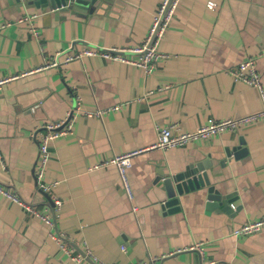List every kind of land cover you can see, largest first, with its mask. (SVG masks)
Masks as SVG:
<instances>
[{"label": "crops", "instance_id": "obj_1", "mask_svg": "<svg viewBox=\"0 0 264 264\" xmlns=\"http://www.w3.org/2000/svg\"><path fill=\"white\" fill-rule=\"evenodd\" d=\"M161 3L102 0L91 15L59 17L0 0V80L20 77L0 92V186L46 212L49 197L35 179L34 133L79 105L89 112L110 110L102 118L77 116L74 133L52 145L47 182H59L55 194L62 203L53 228L0 193V264H93L72 261L53 232L76 253L88 247L109 264L162 256L161 264H264V228L245 238L234 235L264 218V125L156 148L159 130L170 125L193 132L264 109L258 91L230 73L255 59L264 83V0H183L160 43L168 58L152 73L102 58L40 71L59 53L143 45ZM31 14L39 15L34 32L19 23ZM240 148L248 152L235 156ZM138 151L128 171L131 199L118 167L100 166ZM204 160L213 167L212 184L234 198L232 210L209 209L204 190L182 197L180 212L164 209L160 175ZM197 246L202 250H191Z\"/></svg>", "mask_w": 264, "mask_h": 264}, {"label": "built area", "instance_id": "obj_2", "mask_svg": "<svg viewBox=\"0 0 264 264\" xmlns=\"http://www.w3.org/2000/svg\"><path fill=\"white\" fill-rule=\"evenodd\" d=\"M183 0H162L159 11L153 19L152 26L146 36L144 44L139 47L131 48H89L86 47L84 50L78 53H59L50 63H48L41 70L56 68L62 64H69L75 60H84L85 58H102L105 60L115 61L119 63H124L127 65H132L139 67L147 73H152L155 71L157 65L161 62L167 60L168 56L161 53L159 50L160 43L169 31L175 17L177 10L180 7ZM209 8L214 9L215 4L209 3ZM39 15L31 14L25 16L19 23H27L30 29L34 32V23ZM137 54L141 56L139 59H133L129 55ZM61 57H64L63 62ZM231 76L235 82L244 83L254 89H256L264 104V83L262 81V76L258 71L256 60L248 59L241 63L236 69L232 70ZM19 76L8 77L0 80V92L3 87L16 79ZM110 110H97L94 112L83 111L79 105L76 111L70 113V115L62 120L53 123H48L43 126L39 131L34 133V138L37 139L39 145V156L35 166V179L37 183L38 190L49 197V203L47 204L46 212H42L37 207L32 204L24 202L18 195L14 194L11 190H8L0 186V193L6 196L10 201L23 207L24 210L40 218L46 225L53 228L56 223L55 214L61 208V200L56 196L55 190L59 185V182L48 183L47 182V167L51 160V148L52 145L59 139L70 136L74 133L75 121L77 116L85 115L86 117H99L102 118L103 115ZM261 123L264 125V109L260 113H256L246 117H240L235 119H227L223 121H217L210 125L200 127L193 132H182L177 125H170L168 127L162 128L158 133V143L156 148L159 149H169L187 146L202 140H207L213 135H218L226 131H237L243 126L253 125ZM142 151L129 153L127 155L116 157L114 159L108 160L103 166L115 165L119 169V173L122 179V183L127 190L131 199H133L132 188L129 181L128 171L132 167L133 157L139 155ZM1 159V153H0ZM99 167V166H98ZM95 167V168H98ZM264 228V218L247 223L240 229L234 231L236 237H249L252 236ZM51 238L59 243L61 249L67 253L72 261L80 262L88 259L93 264H109L99 260L89 249L86 247L82 253H76L69 244L66 242V238L59 234L58 232L51 233ZM125 251V248H123ZM191 250H202L200 246L193 247ZM166 256L152 258L149 261H142L133 264H161ZM210 264H224L212 262Z\"/></svg>", "mask_w": 264, "mask_h": 264}, {"label": "water", "instance_id": "obj_3", "mask_svg": "<svg viewBox=\"0 0 264 264\" xmlns=\"http://www.w3.org/2000/svg\"><path fill=\"white\" fill-rule=\"evenodd\" d=\"M19 4H29L35 9L52 10L60 17L61 13H70L72 16L91 15L100 7L102 0H15ZM245 144L244 142L242 143ZM248 152L247 149H235L234 155L237 156ZM230 156L231 151H227ZM213 167L207 162L193 161L184 168L182 172L161 174L157 179V183L162 184V189L166 194V201L163 206L168 212H180L182 210L181 198L190 192L206 191L209 209H219L223 207V211H231V204L234 198L224 196L216 185L212 184V180L208 170Z\"/></svg>", "mask_w": 264, "mask_h": 264}]
</instances>
